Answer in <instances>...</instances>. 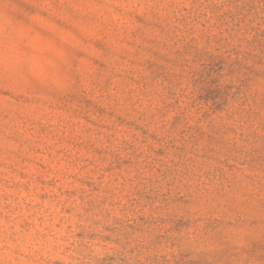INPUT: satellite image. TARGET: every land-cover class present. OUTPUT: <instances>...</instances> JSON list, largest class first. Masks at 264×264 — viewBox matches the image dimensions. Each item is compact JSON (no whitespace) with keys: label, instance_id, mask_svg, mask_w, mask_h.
Wrapping results in <instances>:
<instances>
[{"label":"rangeland","instance_id":"1","mask_svg":"<svg viewBox=\"0 0 264 264\" xmlns=\"http://www.w3.org/2000/svg\"><path fill=\"white\" fill-rule=\"evenodd\" d=\"M0 264H264V0H0Z\"/></svg>","mask_w":264,"mask_h":264}]
</instances>
